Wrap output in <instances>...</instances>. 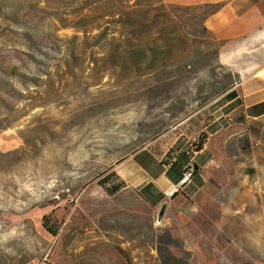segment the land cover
<instances>
[{
  "label": "rangeland",
  "instance_id": "obj_1",
  "mask_svg": "<svg viewBox=\"0 0 264 264\" xmlns=\"http://www.w3.org/2000/svg\"><path fill=\"white\" fill-rule=\"evenodd\" d=\"M158 1L0 0V264H153L188 247L201 264H264V125L240 112L203 190L237 199L158 225L160 208L97 184L188 116L201 143L206 105L239 81L204 25L217 8Z\"/></svg>",
  "mask_w": 264,
  "mask_h": 264
},
{
  "label": "crops",
  "instance_id": "obj_2",
  "mask_svg": "<svg viewBox=\"0 0 264 264\" xmlns=\"http://www.w3.org/2000/svg\"><path fill=\"white\" fill-rule=\"evenodd\" d=\"M158 2L168 7L217 8L204 25L210 38L222 43L221 63L230 67L239 76V81L216 94L206 105L200 131L205 133V138L199 143L202 144L200 151L197 150L199 144L193 142L199 130L192 122L197 114L186 117L172 131L125 157L97 184L109 195L131 197L130 203L136 206L149 205L161 210L167 203L165 215L174 209L179 218L187 207L194 212L201 209L199 202L237 199L232 192L206 193L203 190L217 181V178L211 180L214 175L211 171L223 166L224 150L230 139H241L244 135L240 131H231L235 115L242 113L251 128L264 125V0ZM224 55L234 60L224 62ZM243 72L250 75L242 76ZM191 162L196 171L193 181L174 200L167 201L164 191L180 181ZM117 223L121 228L126 227L122 220ZM162 223L157 221L158 225ZM168 224L167 219L164 225ZM202 259L193 247L183 248L181 253L158 250L153 264H201Z\"/></svg>",
  "mask_w": 264,
  "mask_h": 264
},
{
  "label": "built area",
  "instance_id": "obj_3",
  "mask_svg": "<svg viewBox=\"0 0 264 264\" xmlns=\"http://www.w3.org/2000/svg\"><path fill=\"white\" fill-rule=\"evenodd\" d=\"M195 167L191 162L184 171V174L179 182L172 184L164 191V197L167 201L173 200L176 196L181 194L184 189L193 181L195 177Z\"/></svg>",
  "mask_w": 264,
  "mask_h": 264
},
{
  "label": "water",
  "instance_id": "obj_4",
  "mask_svg": "<svg viewBox=\"0 0 264 264\" xmlns=\"http://www.w3.org/2000/svg\"><path fill=\"white\" fill-rule=\"evenodd\" d=\"M166 208H167V203L163 204V206H162V208L160 210L159 217H158V221L159 222H161L163 220Z\"/></svg>",
  "mask_w": 264,
  "mask_h": 264
},
{
  "label": "trees",
  "instance_id": "obj_5",
  "mask_svg": "<svg viewBox=\"0 0 264 264\" xmlns=\"http://www.w3.org/2000/svg\"><path fill=\"white\" fill-rule=\"evenodd\" d=\"M162 6L165 7L164 5H162ZM201 149H202V144L197 145V150L200 151Z\"/></svg>",
  "mask_w": 264,
  "mask_h": 264
}]
</instances>
